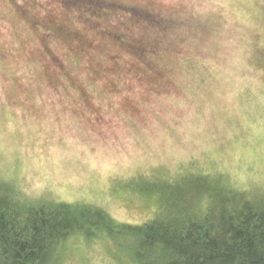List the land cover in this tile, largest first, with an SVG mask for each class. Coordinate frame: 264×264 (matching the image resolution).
<instances>
[{"label":"rangeland","instance_id":"1","mask_svg":"<svg viewBox=\"0 0 264 264\" xmlns=\"http://www.w3.org/2000/svg\"><path fill=\"white\" fill-rule=\"evenodd\" d=\"M97 6L0 0V182L130 225L190 206L194 175L264 193V0ZM98 227L60 264L135 263Z\"/></svg>","mask_w":264,"mask_h":264},{"label":"trees","instance_id":"2","mask_svg":"<svg viewBox=\"0 0 264 264\" xmlns=\"http://www.w3.org/2000/svg\"><path fill=\"white\" fill-rule=\"evenodd\" d=\"M179 182L188 185L182 197L190 206L139 225L114 224L86 204L20 201L0 182V264H60L66 241L84 224L129 239L134 264H264L263 192L224 188L205 175ZM96 232L87 234L102 235Z\"/></svg>","mask_w":264,"mask_h":264},{"label":"flooded vegetation","instance_id":"3","mask_svg":"<svg viewBox=\"0 0 264 264\" xmlns=\"http://www.w3.org/2000/svg\"><path fill=\"white\" fill-rule=\"evenodd\" d=\"M80 4L82 8H85L86 10H91L96 4H98L97 7H100V0H80ZM87 5V6H85Z\"/></svg>","mask_w":264,"mask_h":264}]
</instances>
